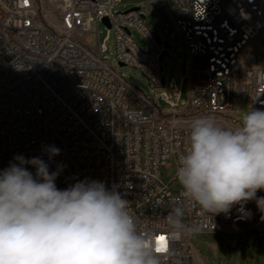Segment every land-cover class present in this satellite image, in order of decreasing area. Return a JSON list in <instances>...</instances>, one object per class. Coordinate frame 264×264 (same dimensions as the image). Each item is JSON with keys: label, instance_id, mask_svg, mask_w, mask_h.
<instances>
[{"label": "built area", "instance_id": "2783aa9c", "mask_svg": "<svg viewBox=\"0 0 264 264\" xmlns=\"http://www.w3.org/2000/svg\"><path fill=\"white\" fill-rule=\"evenodd\" d=\"M147 1L166 11L182 36L188 58L179 80L166 78L156 53L167 50L170 58L171 44L146 27L140 6L114 12L115 0H0V170L17 155L40 156L50 171L62 166L55 181L60 189L85 179L115 186L140 230L166 237L160 264H194L196 234L264 237V213L255 201L244 205L250 218H241L239 205L210 217L162 177L164 168L177 169L195 118L241 126L236 85L249 90L250 109L264 108V0ZM100 17L114 32L113 61L102 57L108 37L92 46L85 35ZM133 29L147 49L133 39ZM120 63L152 82L151 95L122 76ZM49 146L60 154L49 159ZM177 201L185 207L181 232L166 221Z\"/></svg>", "mask_w": 264, "mask_h": 264}, {"label": "clouds", "instance_id": "9594fccd", "mask_svg": "<svg viewBox=\"0 0 264 264\" xmlns=\"http://www.w3.org/2000/svg\"><path fill=\"white\" fill-rule=\"evenodd\" d=\"M46 151L49 159L60 154L55 146ZM14 160L0 170V264H160L157 236L140 230L115 186L85 179L60 189L62 166L50 171L39 156ZM175 177L182 197L210 217L239 205L241 218H250L249 201L264 213V196L257 197L264 191V108L245 112L235 130L195 118ZM184 216L177 201L166 221L185 231Z\"/></svg>", "mask_w": 264, "mask_h": 264}, {"label": "rangeland", "instance_id": "374dc122", "mask_svg": "<svg viewBox=\"0 0 264 264\" xmlns=\"http://www.w3.org/2000/svg\"><path fill=\"white\" fill-rule=\"evenodd\" d=\"M135 6H140L144 10L146 27L160 37L162 41L170 42V58L163 57L161 62L166 78L179 80L181 75L186 74L188 57L178 27L160 5L154 2L148 3L147 0H115L112 9L114 12H123ZM55 19V15L51 13L50 20L54 21ZM85 35L92 38V46L105 41L108 37L106 42L108 50L102 53V57L107 62L113 61L115 52L114 32L108 28L101 17L97 21L92 22L90 30ZM132 36L139 46L147 49L140 32L133 29ZM156 55L159 57V53H156ZM256 56L261 57L263 53L259 51ZM118 71L124 78L141 88L146 94L151 95L150 87L152 82L138 68L127 65L122 66ZM187 90L188 79L185 77L181 89L182 105L187 98ZM236 93L238 96L234 102V112L241 122L242 115L250 110L249 90L243 92L236 85ZM215 123L217 125L222 124V122ZM41 158L47 161L46 158ZM34 172L35 169L33 168ZM175 172V164H172L170 168H164L162 171L163 179L168 183L171 182L173 193L177 192V188L180 187L176 180ZM192 245L196 249L193 254L194 264H264V237H257L253 232L196 234L192 238Z\"/></svg>", "mask_w": 264, "mask_h": 264}, {"label": "water", "instance_id": "95a60500", "mask_svg": "<svg viewBox=\"0 0 264 264\" xmlns=\"http://www.w3.org/2000/svg\"><path fill=\"white\" fill-rule=\"evenodd\" d=\"M138 8H139L138 6H135V7L130 8L129 10H138ZM143 17H144V16H143ZM102 21H103L107 26H110V23H109V20H108L107 17H102ZM157 40H158L159 42H161V38L158 37V36H157ZM164 44H165L166 47H169V46H170L169 41H164ZM167 54H168L167 50H164V51L162 52V54H160L159 59L162 60V58L165 57V56H167ZM120 65L123 66L124 63H120Z\"/></svg>", "mask_w": 264, "mask_h": 264}, {"label": "snow or ice", "instance_id": "6c2138e0", "mask_svg": "<svg viewBox=\"0 0 264 264\" xmlns=\"http://www.w3.org/2000/svg\"><path fill=\"white\" fill-rule=\"evenodd\" d=\"M158 251H167V239L165 236L161 235L157 237Z\"/></svg>", "mask_w": 264, "mask_h": 264}]
</instances>
